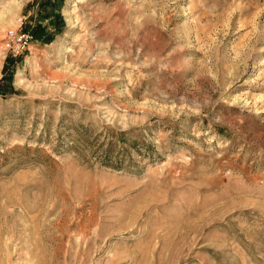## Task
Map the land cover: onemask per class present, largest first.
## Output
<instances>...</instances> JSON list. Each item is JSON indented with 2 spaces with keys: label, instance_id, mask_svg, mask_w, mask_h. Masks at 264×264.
Segmentation results:
<instances>
[{
  "label": "rangeland",
  "instance_id": "1",
  "mask_svg": "<svg viewBox=\"0 0 264 264\" xmlns=\"http://www.w3.org/2000/svg\"><path fill=\"white\" fill-rule=\"evenodd\" d=\"M0 264H264V0H0Z\"/></svg>",
  "mask_w": 264,
  "mask_h": 264
},
{
  "label": "built area",
  "instance_id": "2",
  "mask_svg": "<svg viewBox=\"0 0 264 264\" xmlns=\"http://www.w3.org/2000/svg\"><path fill=\"white\" fill-rule=\"evenodd\" d=\"M14 39V43L23 50L25 47L29 46L30 42L33 40V34L24 32L23 34L17 35Z\"/></svg>",
  "mask_w": 264,
  "mask_h": 264
},
{
  "label": "trees",
  "instance_id": "3",
  "mask_svg": "<svg viewBox=\"0 0 264 264\" xmlns=\"http://www.w3.org/2000/svg\"><path fill=\"white\" fill-rule=\"evenodd\" d=\"M38 32H39V28L37 30H35L33 33L38 35ZM7 65L4 66V71L6 72L7 71Z\"/></svg>",
  "mask_w": 264,
  "mask_h": 264
}]
</instances>
